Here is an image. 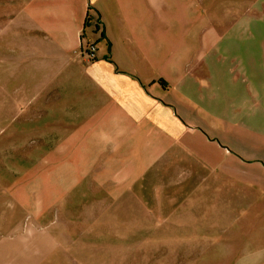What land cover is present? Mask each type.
<instances>
[{
	"label": "crops",
	"instance_id": "crops-1",
	"mask_svg": "<svg viewBox=\"0 0 264 264\" xmlns=\"http://www.w3.org/2000/svg\"><path fill=\"white\" fill-rule=\"evenodd\" d=\"M24 2L16 41L28 88L47 95L31 120L58 138L53 221L84 201L126 218L118 234L164 233L176 218L174 233L195 235L199 217L214 234L215 218H239L242 248L264 249V17L249 24L245 0L221 1L241 11L233 29L201 0ZM87 16L104 34L85 30L94 60L80 52ZM47 236L52 248L62 240Z\"/></svg>",
	"mask_w": 264,
	"mask_h": 264
},
{
	"label": "rangeland",
	"instance_id": "rangeland-1",
	"mask_svg": "<svg viewBox=\"0 0 264 264\" xmlns=\"http://www.w3.org/2000/svg\"><path fill=\"white\" fill-rule=\"evenodd\" d=\"M201 1L207 6L214 3L216 19L230 16L231 29L238 26L242 16L238 7L224 8L222 0ZM261 2L245 0L247 13L243 16L248 23L255 18L262 21ZM25 4L24 0H0V264H243V257L258 255L264 264L263 248H242L240 231L244 229L239 218H215L214 234L206 232L210 219L205 217L197 219L200 232L195 235L174 233L179 229L176 218L163 220L167 221L164 233L118 234L117 230L127 229L126 218H116L110 211L89 210V203L86 206L84 201L77 212L63 210L64 223L58 218L53 221L58 211L57 206L47 211V185L61 175V170L49 163L56 160L48 149L58 138L47 136V121L31 120L32 105L47 95L40 96L28 88L24 69H30L29 59H24L22 42L16 41L22 37L15 31ZM96 21L99 33L98 19L91 21L90 29ZM89 41L85 34L83 47L91 46ZM233 60L240 59L231 56V63ZM116 221L123 225H115ZM48 230H55L62 238L56 248L47 245ZM131 238L133 242H128Z\"/></svg>",
	"mask_w": 264,
	"mask_h": 264
},
{
	"label": "trees",
	"instance_id": "trees-1",
	"mask_svg": "<svg viewBox=\"0 0 264 264\" xmlns=\"http://www.w3.org/2000/svg\"><path fill=\"white\" fill-rule=\"evenodd\" d=\"M90 23H91V19L89 18V16H87L85 21H84V25H83V31H82V36H81V44H80V52H81L82 55L88 57L89 60H94V52L93 53H89V51H88V48L90 46L83 47V45H82V41L85 38V30L90 27ZM98 24H99V22L96 21V23L93 25L92 32H94V31L97 32L98 31V28H99ZM100 38H104L103 32H100ZM95 44H96V42H94V43L92 42V45H91V47H93L94 50H95V46H93V45H95ZM108 45H109V43H108Z\"/></svg>",
	"mask_w": 264,
	"mask_h": 264
},
{
	"label": "built area",
	"instance_id": "built-area-1",
	"mask_svg": "<svg viewBox=\"0 0 264 264\" xmlns=\"http://www.w3.org/2000/svg\"><path fill=\"white\" fill-rule=\"evenodd\" d=\"M88 51H89V53H93V52H94V48L90 46V47L88 48Z\"/></svg>",
	"mask_w": 264,
	"mask_h": 264
}]
</instances>
